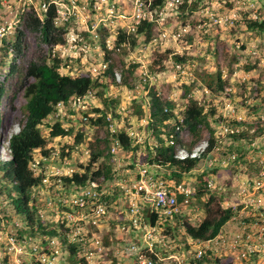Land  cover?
Masks as SVG:
<instances>
[{"label":"built area","instance_id":"obj_1","mask_svg":"<svg viewBox=\"0 0 264 264\" xmlns=\"http://www.w3.org/2000/svg\"><path fill=\"white\" fill-rule=\"evenodd\" d=\"M258 1L202 0L199 10L195 12L196 25L191 27L190 23H185L174 31L162 27V22L167 12L175 11L181 0H164L163 7L154 10H149L150 2L147 3V0H0V52L2 42L23 22V14L27 9H32L40 17L48 5L53 4L57 7V22L71 21L74 27H70L65 35V42L55 46L52 52L63 59L69 58V62L77 58L82 65H88L86 71L89 70L92 77H102L111 63L110 57H116L118 48L114 47V40L118 30L121 28L127 34L134 33L136 26L148 15L150 21L158 23L157 36L139 53L130 52L125 61L137 64L141 81L145 83L148 79L149 84H152L156 77L148 72L145 64L149 47L153 49L159 44H176L185 33L196 30L199 33H208L212 29L216 32L225 30L224 34L230 37V29L236 26L242 14L247 15V20L264 22V3L259 5ZM190 2L187 0L188 4ZM154 16L157 17L155 20ZM98 32L104 33V39H97ZM29 41L33 42L31 38ZM229 42V49L238 53L237 61L230 69H221L223 83L211 103L205 105L197 99L199 104L214 111L213 127L190 153V157L199 160L198 171L204 167L220 171L231 168L238 170L226 184L211 180L207 182V188L224 194L222 207L233 212L218 234L209 240L188 241V250L179 247L174 241L170 246L163 226L169 218L181 215L183 210L190 207L193 191L182 182L168 184L160 177H154L147 163L135 162V174H119L117 170L113 171L110 180L100 176L88 180L83 186H64L60 178L75 172L72 165L74 159H87L90 152L87 141L69 150L64 145H70L71 140H62L60 144L54 145L56 147H53L49 158H34L33 173L38 175L42 169L39 163L46 161L42 169V183L48 189L53 185L54 190L44 207L54 213L61 208L64 223L60 232L65 244L57 243L54 238L46 239L44 245L32 240H18L14 229L8 230L1 223L0 243L13 256L14 264H23L20 255L27 254L32 257L33 264H71L62 259L61 246L66 247L64 254L72 251L69 246H74L73 251L79 253L78 258L81 257L85 264H264V36L247 45L236 40L229 39ZM172 46L176 54L184 55L185 47ZM210 46L219 59L228 50L220 41L212 42ZM244 55L245 60L242 59ZM89 58L93 63H89ZM165 68L174 71L178 84L195 80L193 62L181 65L169 59ZM122 72L121 65L112 67L113 86L128 90L123 83ZM142 85L139 82L129 89H140L146 95L147 88ZM239 90L241 92L236 94ZM89 97L88 93L82 98L72 99L74 114L69 117L74 119V124L80 119L79 126L88 123L90 115L85 116L82 112L86 110ZM132 98H128L126 103L120 102L113 109V114L109 115L114 116L112 119L106 117L110 134L117 132V116L123 123L125 114L130 113L129 107L135 97ZM58 107L60 111L64 108L61 104ZM99 116L96 114L94 118ZM128 123L131 125L134 122L131 120ZM126 133L133 144L141 142L142 137L133 126L128 127ZM209 141H212V148L203 157L202 153L209 146ZM120 149L119 141H113L109 154L115 166L120 165ZM62 151H69L73 162L67 157L60 158ZM51 177L53 179L49 180ZM115 193H119L120 197L114 202L113 208L120 210L122 215H118L119 212L115 210H108V201L102 198L103 195L114 196ZM178 196L182 197L180 202ZM151 213L156 215L153 224L144 218ZM38 214L43 217L44 213L39 210ZM111 221L114 227L110 225ZM225 225L229 227L224 228ZM14 227H19L18 223H14ZM111 229L116 243L105 245L103 237ZM109 254L110 259H106Z\"/></svg>","mask_w":264,"mask_h":264},{"label":"trees","instance_id":"obj_2","mask_svg":"<svg viewBox=\"0 0 264 264\" xmlns=\"http://www.w3.org/2000/svg\"><path fill=\"white\" fill-rule=\"evenodd\" d=\"M144 1L146 2V0ZM201 1L191 0L188 4L187 0H181L174 11L179 26H183L185 23H190L191 27L195 26L193 24H196L197 20L194 16L195 12L199 10ZM148 2H150L149 10L159 9L164 5V0H147ZM56 8L55 5L49 4L47 10L40 17L32 9H27L23 14V22L19 23L12 33L5 38L1 47L3 57L0 59V129L5 130L11 126L13 116L19 112L23 115V122L19 131L12 134L9 139V160L6 163H2L0 160V197L3 198V203L0 204V212L4 218L18 219L21 222V230L18 231V234L21 235L19 238L23 239L32 238L35 233L48 237L55 234V231L48 229L51 226L49 221H42L36 215L39 203L37 197L32 195L34 189L42 184L44 177L42 173L44 170L42 169L47 163L41 161L38 166L42 169L38 175H35L33 173L35 153H38L39 157L49 158L53 149L51 144L54 138H61L58 141L71 140L70 145H64L69 150L72 145H78L85 139L83 129L78 128L81 119L76 124L73 122L74 119H67L69 124L67 128H63L59 120L52 125H47L45 120L57 112L58 104H62L65 110L67 109L68 115H73L70 101L73 98H81L88 91H92L100 101L98 107L90 110L94 113L99 112L101 117L95 120L90 118L89 125L94 126V132L92 139L88 142L90 155L87 164L84 166L82 162H78L76 167L82 168L79 172L61 177L64 186H83L87 184L89 179H95L102 175L106 180H110L113 164L107 149L115 137L120 143L121 150L127 154L132 153L136 156V154L141 153V162H146L150 166L167 167L169 172L164 174L167 181H180L183 175L193 170L197 164L196 160H179L176 158L173 147L168 145L164 137L174 129L175 124L179 121H177L174 111L176 102L162 97L160 91L149 84L148 79L145 83L142 82L141 75L136 74L138 71L137 64L125 61L130 52L138 53L141 48L157 36L158 23L150 21L147 15V18L145 17L136 26L134 33L127 34L125 29L120 28L114 40V47L118 48L116 57H110L111 63L105 76L92 77L88 70H84L85 68L79 59L75 58L69 62V58L63 59L52 52L55 46L65 42V35L69 32L70 27H74L71 21L67 23L57 22ZM155 18L157 17L154 16V20ZM173 29L176 31L177 25ZM245 31L264 36V22L247 20ZM210 32L212 31L201 32L202 40L211 39ZM229 33L234 38L236 29L232 27ZM187 35V41H190V35ZM218 37L215 36L214 38L217 39ZM29 38L33 42H30ZM184 38L186 39V37L182 39ZM210 54L214 56L215 52L210 51ZM201 55L196 57L193 53L186 51L184 55L180 56L175 53L173 46L159 44L152 49L147 63L149 73L164 71L166 69L165 63L169 59L174 64L181 65H187L191 62L198 63L193 69L195 80L189 83H180L184 109L180 114L181 121L179 124L189 137L185 144L187 149H191L202 138L205 131H212V121L204 112L203 105H199L191 97L193 90L202 86L208 92L217 93L223 83L219 66L214 71L203 68L199 63H204L206 57ZM231 58L233 61H237L236 56L232 55ZM118 64L123 69L122 80L124 84L131 87L132 82L139 81L144 88H147L146 112L142 110V100L134 99L132 102L134 115L139 119L147 115L146 131L149 135L148 139L141 143L142 149L138 145L131 146L130 138L126 136L124 131L111 135L106 127L107 113L118 103L117 98L114 99L107 95L109 88L114 83V78L110 72L112 67ZM245 69L249 70V68ZM130 79L132 82H129ZM196 83H199V86L195 85ZM3 102H6V113L2 110ZM83 113L86 114L85 111ZM212 113L211 110L210 116ZM81 124L84 126V123ZM42 127H47L46 135H43ZM101 132L103 135L102 138H99ZM212 145V141H209L207 150H210ZM137 149L140 151H136ZM62 155L68 156L69 151L61 154L60 158ZM94 165L95 167H93ZM128 168H133V165L129 164ZM211 172L215 173L216 171ZM209 174L208 170L198 173L194 186L193 197L202 210L201 218L194 225L188 224L185 218L182 224L187 236L193 240L213 238L233 215L231 209L221 207V196L206 187ZM119 197V193H115L114 196L103 195L102 198L108 201V210H115L113 208L114 202ZM117 211L119 212L118 215H122L120 210ZM155 219V215H150L147 218L151 224L155 222ZM110 225L113 226L114 222L111 221ZM177 227H174V230ZM103 241L105 245L116 243L112 229L104 235ZM41 248L45 249L43 246ZM71 250L73 251L74 247L70 248ZM72 251L70 253L72 257H68V261L73 264L80 262L77 261L79 260V253ZM111 252L112 250L109 251V253ZM109 256L110 254L106 259H110ZM29 260L30 258L27 257L23 263L32 264Z\"/></svg>","mask_w":264,"mask_h":264},{"label":"clouds","instance_id":"obj_3","mask_svg":"<svg viewBox=\"0 0 264 264\" xmlns=\"http://www.w3.org/2000/svg\"><path fill=\"white\" fill-rule=\"evenodd\" d=\"M185 50V49H184ZM183 50V51H184ZM194 63V62H193ZM195 64V63H194ZM196 66V65H195ZM96 77H98V76H96ZM114 78V77H113ZM196 78V77H195ZM114 84V83H113ZM112 88V87H111ZM203 88V87H202ZM203 92L205 93V94H208L209 96H210V99L211 100H213V97L215 96V95H217V93H212V92H208L206 89H204L203 88ZM90 94V97L88 98V100H90V99H96L99 103H100V101H99V99L94 95V93L92 92V91H88L86 94ZM85 94V95H86ZM107 95H109L110 97H112L109 93L107 94ZM180 96H181V91H180ZM83 97V96H82ZM81 97V98H82ZM191 97L192 98H194L197 102H198V100H197V98H195L194 97V95L193 94H191ZM114 99H116L115 97H113ZM74 99V98H73ZM88 100H87V103H86V110H85V116H87V115H90L89 116V121H88V123H86V124H84L85 126H87V127H89V129H94V126L93 127H91L90 125H89V123H90V118H92L93 120H95V119H97L98 117H96V118H94V116L96 115V114H100L99 112H97V113H94V112H92V111H88ZM141 100L142 101H144V103H143V105H142V110L144 111V112H146L147 111V94L146 95H143L142 96V98H141ZM167 100V99H166ZM171 100H174L175 102H176V104H175V107H174V111L176 112V117H177V121H178V123L177 124H175V126H174V129L172 130V131H170V132H168L164 137H165V139L167 140V143H168V145H170V146H172L173 147V150H174V156L176 157V158H178L179 160H185V159H191V160H196V162H197V164H196V166H195V168H193V170H191V171H189L188 173H185L184 175H183V178L180 180V181H167L166 179H165V176H164V174L166 173V174H168V172H169V169L167 168V167H165V166H159V165H152V166H150V165H147L148 166V168L150 169V171H151V173L154 175V177H156V178H158V177H160L161 179H163L164 181H166L168 184H178V183H184L186 186H188L189 188H191V190L193 191L192 192V194H191V199H190V207L189 208H187L186 210H183V212H182V214L181 215H174L173 217H171V218H169L168 220H167V222L165 223V225L163 226V228H164V234L170 239V246L172 245V243H173V241L176 243V244H179V247H184V249L185 250H188V241H190V240H193V239H191V238H189V236H187V234H186V232H185V230H184V225H182L183 224V221H184V219L186 218V220H187V222H188V224H190V225H194V224H196L198 221H199V219L201 218H198V217H195V218H197L196 219V221H194V222H192V221H190L189 219H187L188 217H187V215H185V212L187 211V213H192V211H200V208H199V206H196V209H194V208H192V203L194 202V201H196L195 200V197H193L194 196V193H195V190H194V186H195V183H196V179H197V174L198 173H201V172H203L204 170H208L209 171V178H208V181L209 180H211V181H215L216 183H220V184H222L221 182H219V181H216V179H215V173H212L211 171H213L214 169H207L206 167H204L201 171H198L197 169H198V164H199V160L198 159H196V158H193V157H190V153L193 151V149L196 147V145H198L203 139H204V135H205V133L207 132V131H205L204 132V134H203V136H202V138L198 141V142H196L192 147H191V149H187V147L185 146V144L188 142V139H189V137H188V135H187V133H185L182 129H181V127H180V124H179V122L181 121V113H182V111H183V109H184V100H182V98L180 97V101H181V103H182V106L180 107V110L178 111V108H176V106H178L177 105V100H175V99H170L169 101H171ZM72 101V100H71ZM71 101H70V104H71ZM142 104V103H141ZM199 104V103H198ZM62 105V104H61ZM100 105V104H99ZM199 105H202V104H199ZM63 106V105H62ZM118 106V103H116L115 104V106L111 109V110H109L108 111V113H107V117H109L110 119H112L114 116H109V115H112L113 114V109L114 108H116ZM71 107H72V104H71ZM98 107V106H97ZM131 107H132V105H131ZM203 107H204V112H206L207 113V115H208V119L209 120H211L212 121V115H213V113L211 114V116H210V111H211V108H209V109H207V108H205V106L203 105ZM58 108V109H57ZM57 112H54L53 114H51L50 116H54V117H58V115H59V113L62 111V110H64V112H65V114H66V111H67V109L65 110V108H63V109H61V111L59 110V108L60 107H58V105H57ZM90 108H93V107H90ZM213 111V110H212ZM4 112V111H3ZM214 112V111H213ZM64 115V114H63ZM83 115H84V113H83ZM49 116V117H50ZM60 116H62V115H60ZM133 116H136V115H134V112H133ZM99 117H101V116H99ZM118 118H117V121H116V124H117V127H118V129H117V132L116 133H114V134H117V133H119V132H121V131H124L125 132V134H126V136H127V128L128 127H130V126H132V123H131V125L128 123V121L126 120V122H125V124L124 123H121V121L119 120V116H117ZM48 119V118H47ZM106 120V119H105ZM133 120V119H132ZM55 121L56 120H54V122L52 123V124H54L55 123ZM136 121L137 122H135V124L137 125V126H139L140 125V131H138V133H142L141 134V137H142V139H141V142L139 143V144H136V145H138V147H140V149H142V147H143V145H141V143H144V140H146V139H148V135H149V133H147V131H146V125H147V115H145L144 117H142L141 119H136ZM140 121H141V124H140ZM133 122H134V120H133ZM51 124V125H52ZM212 124H213V121H212ZM61 125H62V127L63 126H65V125H63L62 123H61ZM107 125H108V121L106 120V127H107ZM67 127H68V125H67ZM66 127V128H67ZM177 127H179V130H176V128ZM213 127V126H212ZM20 129V128H19ZM19 129H18V131H19ZM81 129H83V127H81ZM7 130V129H6ZM108 130V129H107ZM17 131V132H18ZM17 132H15V133H17ZM109 132V131H108ZM1 133H4V129L2 128V129H0V134ZM15 133H12V134H15ZM110 133V132H109ZM137 133V132H136ZM12 134H9V136L7 137V139L5 140V141H3V138L0 140V160H1V162L2 163H6L8 160H9V154H10V151H9V139H10V137H11V135ZM114 134H111V135H114ZM170 135H172V139L170 138ZM1 137V136H0ZM128 137V136H127ZM99 138H102V135H100L99 136ZM58 139H61V138H54V140H52V146H53V144L55 145L56 143L57 144H60V142L62 141V140H60L59 142H58ZM92 139V135L91 136H89V138L88 139H84V141H87V142H89L90 140ZM118 141L117 140V138L115 137V138H113V141ZM171 140H173L172 141V143H170V141ZM113 141H111L110 143H109V149H107V153H108V155L111 157V155L109 154V150H110V146H111V144H112V142ZM130 141H131V146H134L135 144H133V141L130 139ZM55 142V143H54ZM83 142V141H82ZM56 144V145H57ZM120 144V143H119ZM75 145V144H74ZM74 145H72V146H74ZM54 147V146H53ZM64 148V147H63ZM88 148H89V152H90V147H89V144H88ZM121 148V147H120ZM140 149H137L136 151H140ZM207 149L205 148V152H203L202 153V156L204 157L206 154H207ZM66 152V151H65ZM64 152L62 151V153L61 154H63ZM119 154V158H120V165L119 166H115V164H114V162L112 161V164H113V166H112V172H111V176H112V174H113V171H117L118 170V172L117 173H119L120 174V172H123V173H125V174H128V175H131V174H135V172H134V163L135 162H137V161H139V162H141L140 161V155H141V153H139V154H136V156H134L132 153L131 154H127L126 152H124V151H122L121 149H120V151L118 152ZM89 155H90V153H89ZM129 155H130V158H129ZM38 156V153H36V155H34V157H33V160H34V158H36ZM63 157H67L68 159H72V155L69 153V155L68 156H63L62 155V158ZM131 157H132V160H130L131 159ZM89 158V157H88ZM88 158L87 159H84V160H82V159H74V162L72 163V165H73V167H74V173H76V172H79V170H81L82 168H77L76 167V165H77V163L78 162H82L83 164H84V166L87 164V161H88ZM111 160H112V157H111ZM125 160V161H124ZM141 163H146V162H141ZM129 164H132L133 165V168H128V165ZM93 167H95V165L93 166ZM116 167H118L117 169H116ZM77 168V169H76ZM156 171V172H155ZM215 171H217V169H215ZM72 175V174H71ZM44 176V175H43ZM103 176V175H102ZM189 176H192L193 178H194V181H192L191 183L189 182V180H187V178L189 177ZM104 177V176H103ZM105 178V177H104ZM112 178V177H111ZM51 178H49V180H50ZM90 180V179H89ZM207 181V182H208ZM206 187H207V184H206ZM209 189V188H208ZM54 190V186L53 185H51L50 187H49V189L48 188H46L44 185H43V183L40 185V186H38V187H36L35 189H34V194L32 195L33 197H34V195L37 197V201H38V203H39V205H38V208H37V212H36V215H37V217L40 219V220H48L49 221V224L51 225L50 227H48V229H52L53 231H55V234L54 235H52V236H50V237H48L47 235H40L39 237H32V238H29V239H23V238H19L21 235L20 234H18V231L19 230H21V222L18 220V219H12V220H9V219H7V218H4V216L2 215V213H1V215L3 216L2 218H0V224L1 223H3L4 224V226H5V228H7L8 230H12L13 231V229H14V231H13V233H15V235H16V237H17V239L18 240H27V241H29V240H32V241H34V242H36V244H44V242H45V240L46 239H49V238H54L55 240H56V238H57V234H58V237L60 238V243H61V245H63V244H65V239H64V236H63V234H62V232H60L61 230H62V228H63V223H64V219H62L61 217L63 216L62 214H61V208H59L58 210L59 211H57L56 213H54V212H52L51 210H49V209H45V207H44V204L48 201V200H50V197H51V192ZM209 190H212V191H215V192H217L220 196H221V200H220V204H221V207H222V202H223V199H224V194L223 193H219L217 190H215V189H209ZM177 199H178V202H180L181 200H182V197L181 196H178L177 197ZM3 203V198H1L0 197V204H2ZM194 205V204H193ZM198 205V204H197ZM223 208V207H222ZM39 210H42L43 211V217H40L39 216V214H38V211ZM116 213H118V211L116 210ZM150 215H154L153 213H151V214H149V215H145V217H146V221H148L147 220V218L150 216ZM195 216H197L196 214H195ZM144 217V218H145ZM155 217H156V215H155ZM183 218V219H182ZM191 222V223H190ZM14 223H18V225H19V227H14ZM53 224V225H52ZM176 226H178L177 227V229L176 230H174V227H176ZM168 228H170V230H168L167 231V229ZM113 233H114V231H113ZM46 243V242H45ZM0 245H2V246H4V250H5V252H6V255H8L9 256V258H11L12 259V262H13V260H14V258H13V256L12 255H9L8 253H7V250H6V248H5V245L4 244H2V243H0ZM72 247H74V246H69L68 248H72ZM66 247H63V246H61V257H62V259L65 261V262H67V263H70L69 261H68V257H70L71 256V252L70 253H68V254H64L63 252V250L65 249ZM190 249V248H189ZM75 250V249H74ZM191 250V249H190ZM26 251H28V250H26ZM27 257H29L30 258V262L33 264V261H32V257H30L28 254L27 255H20V260H21V262H23V261H25V259L27 258ZM72 257V256H71ZM218 260V259H217ZM77 261H80V262H77V263H74V264H85V262H84V260L81 258V257H79V260H77ZM219 261V260H218ZM13 264H14V262H13ZM24 264V263H23ZM27 264V263H26ZM71 264H73V263H71Z\"/></svg>","mask_w":264,"mask_h":264},{"label":"rangeland","instance_id":"obj_4","mask_svg":"<svg viewBox=\"0 0 264 264\" xmlns=\"http://www.w3.org/2000/svg\"><path fill=\"white\" fill-rule=\"evenodd\" d=\"M259 5L260 3H264V0H259ZM264 6V4H263ZM174 10V9H173ZM176 14L174 13V11H168L167 12V16L164 17V20L162 22V27H165L167 30H172L174 28L175 25H177V27L179 26V23L178 21L176 20ZM195 19H197L196 16H194ZM247 17L246 14H242L241 15V18L236 22V26L234 27L236 29V33H235V37L232 38L231 36L229 37L228 35L226 36L225 33V30H217L218 32H216V30L212 29V32H210L209 36H212L211 39H208V40H202V33H199L197 30L196 31H190V32H187L184 34V37H186V39H182L181 41H178L176 44L174 43H168L169 47L172 46V45H178L180 46L181 48L182 47H185L186 49L183 51L186 52L188 51L189 53H193L194 55H196V57H200V54H202L204 57H206L207 55H210L209 57H206L205 58V62L204 63H199L203 66V68L207 69V70H210V69H213V70H210V71H214L218 66H219V70L221 71V69H230L231 65L235 62L232 60L231 56L234 55H238V53L236 52H232L229 48H231V46H229L231 42H229V39L230 40H234L237 39L236 41H239V42H243L244 45H247L249 43H253L254 40L256 38H262L263 36L261 35H254L252 32H249V31H245V25H246V21L247 19L245 18ZM193 25H196V24H193ZM238 27V28H237ZM159 30H157V33H158ZM190 35V41L188 40L187 41V38H188V35ZM224 34V35H223ZM187 35V36H186ZM230 35V33H229ZM215 36H219L217 39H215L214 37ZM221 37V38H220ZM97 39L98 40H102L104 39V33L102 32H98L97 34ZM220 41L221 44L225 45V47L228 49L227 52H224V54L221 56V58H217L216 56V53L214 55V57L212 56V54H210V51L212 52L211 50V44L212 42L213 43H216ZM215 45V44H214ZM152 49V47H149L148 50L149 52L147 51V61H145V64H147L149 62V55H150V50ZM140 51V50H139ZM138 51V53H139ZM201 55V56H202ZM246 55V54H245ZM243 56L242 59H246V56ZM3 57L2 53L0 52V59ZM90 59V58H89ZM240 61V60H239ZM89 63H93V60L90 59L89 60ZM195 65L197 66L198 63L197 62H194ZM244 65V64H243ZM89 72V70H88ZM90 73V72H89ZM138 75H140L139 71H137ZM153 74V76L156 77L155 81L150 84L151 86H154L157 91H160V93L162 94V97L166 98L167 100H170V99H175L177 100V105L176 108H178V111L180 110V107L182 106V103L181 101L179 100L180 99V84H178V78L177 76L175 77L174 76V71L170 68H167L165 69V71H162V72H154V73H151V75ZM139 83L134 81L132 86H135ZM195 85L199 86V83H196ZM112 87V88H111ZM108 90V93L112 96V97H116L118 99V104L120 102L122 103H126V100L129 98L130 99H133L132 97H135L136 100H141L142 96H143V92L140 91V89H136L134 88L133 90H130L129 88L131 87H128V90H124L122 87H115V86H111ZM241 92V90L237 91L236 94H239ZM192 94L194 95L195 98L197 99H200L201 101H203V103L206 105L207 103H211V99H210V96L208 94H205L203 92V88L202 86H199V87H196V89L193 90ZM144 101H142V104L143 105ZM99 102L96 100V99H90L88 100V111H91L90 107H97L99 106ZM2 110L4 111V113L7 112V108H6V102H3V107H2ZM129 111L130 113L127 115L125 114V117H124V121L123 123L125 124L126 120L128 121H131L132 119L134 120V123H132V126L133 128L135 129V132L138 133V131H140V125L137 126L135 124L136 119H139L137 116H133V108L132 107H129ZM64 114V115H63ZM62 115V116H60ZM76 118H78L77 115H75ZM67 119H70L69 115L65 114L64 110H62L58 117H54V116H50L48 117V119L45 120L46 124L47 125H51L54 120L56 121H61V123L63 125H65L67 127L68 124V121ZM72 119V118H71ZM132 120V121H133ZM23 122V115L19 112L17 114H15L12 118V124L11 126H9L8 128H6L4 130V133H1L0 136H1V139L3 138V141H5L7 139V137L9 136V134H12V133H15L18 131V129L20 128L21 124ZM4 124V123H3ZM140 124H141V121H140ZM80 127H83V132L85 133V138L88 139L89 136L92 135L93 137V132H94V129H89V127L87 126H83V125H78V128ZM47 127H42V133L43 135H46L47 134ZM101 135H103V133L101 132L100 133ZM142 133H138L139 136H141ZM59 142V141H58ZM56 145V144H55ZM54 146V144H53ZM56 147V146H54ZM36 155V153H35ZM125 161V160H124ZM237 171L238 170H235V169H228V170H217L215 172V179L216 181H219L221 182L222 184H226L229 180V177L231 176H234L235 174H237ZM187 180H189V182L191 183L192 181H194V178L192 176H189L187 178ZM194 204V205H193ZM196 206L197 205V202H193L192 203V208L196 209ZM195 214L197 216H195ZM185 215H187V219H189L190 221L194 222L196 221L197 218L195 217H198L200 218L202 216V210L200 211H192V213H187V211L185 212ZM3 216L1 215L0 213V218H2ZM191 223V222H190ZM34 237H39L40 235L38 233H35L33 235ZM56 242L57 243H60V238L58 237V234H57V238H56ZM224 260V258H223ZM221 260V262L223 261ZM0 264H13L12 262V259L9 258L8 255H6V252L4 250V246L0 245Z\"/></svg>","mask_w":264,"mask_h":264},{"label":"crops","instance_id":"obj_5","mask_svg":"<svg viewBox=\"0 0 264 264\" xmlns=\"http://www.w3.org/2000/svg\"><path fill=\"white\" fill-rule=\"evenodd\" d=\"M81 63V62H80ZM83 67L85 68L84 70L86 71V68H88V65H83ZM156 172V171H155ZM229 226L225 225L224 228H227Z\"/></svg>","mask_w":264,"mask_h":264}]
</instances>
